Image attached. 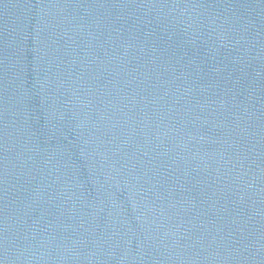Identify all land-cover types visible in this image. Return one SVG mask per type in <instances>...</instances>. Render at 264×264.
Segmentation results:
<instances>
[{
  "label": "water",
  "instance_id": "water-1",
  "mask_svg": "<svg viewBox=\"0 0 264 264\" xmlns=\"http://www.w3.org/2000/svg\"><path fill=\"white\" fill-rule=\"evenodd\" d=\"M0 264H264V0H0Z\"/></svg>",
  "mask_w": 264,
  "mask_h": 264
}]
</instances>
